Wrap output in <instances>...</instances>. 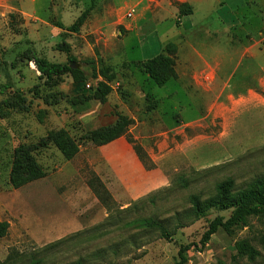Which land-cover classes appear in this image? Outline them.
<instances>
[{
  "label": "rangeland",
  "instance_id": "obj_1",
  "mask_svg": "<svg viewBox=\"0 0 264 264\" xmlns=\"http://www.w3.org/2000/svg\"><path fill=\"white\" fill-rule=\"evenodd\" d=\"M89 6L0 0V222L8 224L0 264H176L183 245H191L187 264H264V214L233 236L218 230L205 247L208 223L230 210L208 212L169 242L120 228L138 217H171L189 206V195L207 197L227 178L241 188L264 174V0H209L186 16L172 0H95L79 31L67 32ZM170 43L176 77L157 87L138 64ZM63 44L81 83L69 73L47 80L30 62L35 55L66 63ZM99 82L110 87L104 103L93 96ZM118 115L132 120L128 134L153 169L129 159L125 136L100 147L88 140ZM59 130L78 146L71 160L52 143ZM22 145L45 174L14 189L11 162ZM93 176L112 210L88 187ZM179 177L188 187L169 188ZM242 239L259 252L254 263L237 255Z\"/></svg>",
  "mask_w": 264,
  "mask_h": 264
},
{
  "label": "trees",
  "instance_id": "obj_2",
  "mask_svg": "<svg viewBox=\"0 0 264 264\" xmlns=\"http://www.w3.org/2000/svg\"><path fill=\"white\" fill-rule=\"evenodd\" d=\"M94 2L95 0H90V6L66 29L67 32L77 33L79 31V28L84 24L88 14L93 9ZM173 4L180 15L186 16L191 13L190 5L187 3L173 2ZM58 28L63 29V26L59 25ZM60 47L67 55L66 63H50L46 59L35 55L31 56L30 62L39 73V76L47 80L69 73L75 82L81 83V73L71 69L69 66L75 61V58L70 54L69 46L63 44ZM175 53L176 46L170 43L165 48V54H158L157 56L147 59L138 64V67L141 68L155 86L163 87L169 80L176 77L174 69ZM109 92L110 87L103 82H99L93 96L101 103H104ZM131 123V119L118 115L113 125L90 132L88 140L94 146L100 147L125 136L128 143L132 145V149L143 167L147 170L153 169L154 165L149 160L142 147L128 134V127ZM52 143L66 160H71L78 153L77 144H75L63 130L52 133ZM44 174L45 173L35 161L27 146L22 145L14 150L9 174V181L14 189H18L30 182L41 179L44 177ZM87 184L98 201L108 209V211L112 210L111 196L102 181L97 176H93L88 180ZM188 185L189 181L186 178L179 177L173 181L169 188H187ZM149 202L153 204L152 199H149ZM142 204L143 202H140L138 205H131L122 212L128 213L132 209L135 211V209L137 210L139 205ZM188 204L189 206L187 208L173 212L171 217L162 219L158 217H138L124 223L120 228L125 229L130 226L145 234L156 233L159 239L169 242L179 229L185 228L199 219L204 218L208 212L212 210H230L231 213L227 219L215 217L208 223L200 239V245L205 247L210 238L218 230L221 229L228 235L233 236L238 228L248 226L249 218L264 214V174L255 177L241 188H236L233 179L227 178L216 183L213 193L207 197H203L201 193L189 195ZM7 231L8 224L6 222H0V238L5 237ZM190 248L191 245H183L180 247L176 264L188 263L187 253ZM235 250L239 257L246 258L251 263H254L259 256V252L246 239L236 241ZM30 264H41V262L34 261Z\"/></svg>",
  "mask_w": 264,
  "mask_h": 264
},
{
  "label": "crops",
  "instance_id": "obj_3",
  "mask_svg": "<svg viewBox=\"0 0 264 264\" xmlns=\"http://www.w3.org/2000/svg\"><path fill=\"white\" fill-rule=\"evenodd\" d=\"M139 0H137V2H138ZM161 1H163V0H161ZM165 1V0H164ZM207 1H209V0H172V2H178V3H187L188 5H191L192 7H194L193 5H198V4H201V3H203V2H207ZM210 1H212V0H210ZM195 11V10H194ZM231 27H233V25H231ZM261 33H259V35H260ZM257 44V43H256ZM257 82H258V80H257ZM259 82H260V84H261V79L259 80ZM255 91H251V90H249L248 91V93H254ZM132 150V149H131ZM130 150V151H131ZM104 158V160L107 162V164H109L110 166H112V164H111V161L108 159V158H106V157H103ZM129 159H131V160H133V162L134 163H136V164H138V165H141V162L139 161V159L137 158V156L135 155V153H134V151H131L130 152V156H129ZM122 162H124V160L122 161Z\"/></svg>",
  "mask_w": 264,
  "mask_h": 264
},
{
  "label": "built area",
  "instance_id": "obj_4",
  "mask_svg": "<svg viewBox=\"0 0 264 264\" xmlns=\"http://www.w3.org/2000/svg\"><path fill=\"white\" fill-rule=\"evenodd\" d=\"M126 16L128 17V18H130L131 16H132V13L131 12H128L127 14H126ZM88 87V86H87Z\"/></svg>",
  "mask_w": 264,
  "mask_h": 264
}]
</instances>
